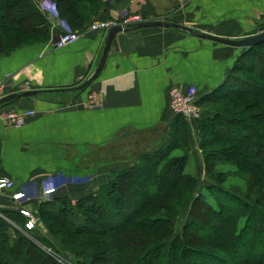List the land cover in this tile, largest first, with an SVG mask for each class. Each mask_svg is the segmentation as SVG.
<instances>
[{"label": "crops", "instance_id": "0c3cea01", "mask_svg": "<svg viewBox=\"0 0 264 264\" xmlns=\"http://www.w3.org/2000/svg\"><path fill=\"white\" fill-rule=\"evenodd\" d=\"M102 1L104 7L90 24L140 15L146 23L176 24L195 34L230 40L264 25V0ZM32 2L50 25L49 38L0 56V76L10 75L9 95L40 92L0 106V112L33 111L22 127L0 119V179L13 183L11 189L0 190V213L26 210L37 218L45 201L64 197L73 206L94 194L116 169L102 151L136 134L156 142L167 138L176 117L170 91L194 87L197 99L210 93L227 80L244 50L177 28L135 26L114 36L99 74L78 90L94 74L108 31L72 29L79 38L53 48L56 37L71 29L57 16L54 3ZM92 94L101 96L98 109L89 105ZM186 121L191 127L189 162L201 174L199 130L196 122ZM47 189L54 192L43 194ZM19 191L24 197L13 201Z\"/></svg>", "mask_w": 264, "mask_h": 264}, {"label": "trees", "instance_id": "16d2710c", "mask_svg": "<svg viewBox=\"0 0 264 264\" xmlns=\"http://www.w3.org/2000/svg\"><path fill=\"white\" fill-rule=\"evenodd\" d=\"M49 1L54 3L57 16L71 31L87 28L89 20L104 7L102 0ZM9 13L14 15V19L6 18ZM25 18H34L35 24L27 27L26 31L20 25L13 26V21L19 24ZM49 26L32 0H0V56L25 46L20 45L22 39L37 40L35 42L48 39ZM7 34L10 36L7 37ZM255 58L261 60L260 74L253 71ZM238 60L250 63L246 71L255 78L256 84L234 75L236 70L233 66L227 80L199 97L198 106L201 109L209 106L212 115L207 116L205 111H201L205 115L201 114L196 121L203 168L208 175L215 177L214 169L219 163L235 162L243 172L254 170L256 177H252L254 182L250 178L249 183H256V189L250 190L245 199L226 191L220 184L222 181H216L220 184L218 190L235 205L234 209L228 211L225 206L223 215L217 216L201 195L194 194L196 175L185 171L191 159L187 123L186 119L176 115L169 127L171 143L138 156L128 166L111 171L109 181L98 187L94 194L81 198L73 206L64 197L41 203L37 218L49 238L33 235L36 227L30 232L26 231L24 225L27 218L20 211L1 212L0 264H64L50 256L45 248L59 255L60 251L72 254L78 260L76 264H184V256L215 261L214 255L203 254L190 246H220L221 236L227 235L228 228L245 216L248 218L247 225L251 223L256 226L252 234L254 243L250 239L251 243L246 247L244 254L248 255L247 259L237 260L233 264H264L263 260L255 262L264 248L255 243L264 238L262 163L257 165L255 162L238 161L242 157L239 154L241 144L245 142L250 146L253 139L259 138L260 131L264 133V42L244 48ZM228 81L232 84L229 85ZM238 101H243L241 110L234 106L227 109L217 106ZM256 106L263 108V113L259 114L262 118L257 121V117L247 112ZM218 143L236 148L233 158H219L216 155L212 158L209 149ZM220 147V152L228 149ZM174 150L181 153L174 156ZM256 151L253 149L252 153L255 155ZM213 159L216 161L213 162ZM203 203L205 207H202ZM188 208V219L181 227L183 230L178 231L174 220ZM200 211L209 216V224H198ZM210 225L215 228L211 230ZM189 233L194 234L195 238H191ZM104 255L110 256L102 257Z\"/></svg>", "mask_w": 264, "mask_h": 264}, {"label": "rangeland", "instance_id": "374dc122", "mask_svg": "<svg viewBox=\"0 0 264 264\" xmlns=\"http://www.w3.org/2000/svg\"><path fill=\"white\" fill-rule=\"evenodd\" d=\"M6 18H9V20L14 19V15L9 13L7 14ZM12 24L13 26L20 25V28H25V31H26L27 27L31 28L30 26L35 24V20L34 18H25L22 22H19V24H17L15 21H13ZM9 36L10 35L7 34V37ZM35 41L37 40L25 38L20 41L21 43L20 45H25V43L27 44L34 43ZM5 47L8 48V45H6ZM237 61L233 64V66H235L234 69L236 70V74L234 75H237L238 77L243 78V79H247L248 82L253 85L256 84L254 83L255 78L249 75L246 71L248 69L247 67L250 66V63H248L247 61H240V62H237ZM254 64H255L253 65L254 73L260 74L261 68L259 64H261V60H258L257 58H255ZM228 84L229 85L232 84L231 81H228ZM242 105H243V101L242 102L238 101V102H226V103H223L217 106L220 108H226V109L228 107L234 106L236 109L241 110ZM208 107L209 106H206V105L204 106V108L202 107V112L205 111L204 113L207 116L208 115L210 116L212 114L210 113ZM262 109L263 108L261 106L260 107L256 106L255 108L247 110V112L254 118L257 117L256 118V121H257L262 118V115H259L260 113H263ZM187 128H188L187 142L189 143V151H190L191 127L190 125H188V123H187ZM169 136L170 135L168 132L167 138H164L156 142L154 141V139H152L151 141L147 140L148 136L145 137V134H142V136H139L136 134L135 138L130 136L128 137V139L126 138V139H120V140L114 141L112 145L108 146L101 153H104L103 155L105 159H107L114 167L116 166V169H117V168H121L124 166H128L130 163L135 162L137 157L140 155L152 153L156 151L158 148H160L162 145H164L165 143H171L172 138H170ZM258 137L259 138L253 139V143L250 146H247L245 142L241 144L239 154H241L242 157H240L238 161L243 160L247 162H255L257 163V165L260 162L262 163L261 168L263 169V173H264V133L260 131V133L258 134ZM162 141H163V144L159 143ZM176 141L178 142L179 140L176 139ZM198 142H199V138H198ZM199 145H200V142H199ZM229 145L226 146L225 144L218 143L216 146H213L212 148L209 149V152L212 153L211 157L215 158V155H216V157H219V158H222L224 156H227V158H233L236 148L234 147L230 148L231 146ZM220 146L224 148L227 147L228 149L226 150V152H220V148H221ZM253 149L254 151L257 150L255 155L252 153ZM180 153H181L180 150H174L172 155L178 156ZM200 156L203 158V156L201 155V151H200ZM191 157L192 156H190V158ZM90 159H91L90 162L95 161L93 158H90ZM212 161L215 162L216 160L213 159ZM187 167L185 171L191 174H195L197 178V184H196L197 187H196L194 194L201 195L205 199L206 205H210L213 207V210L216 211L217 216L223 215L222 211L225 206H227L226 208L228 209V211H230L231 209H234L235 207V205L232 204L227 198L223 197V194L218 190V188H220V184L226 188V191L227 190L230 191L231 194L235 196H242V198L244 199H245V195L250 190L256 189V183L254 184L249 183L250 178L254 182V178L252 177H256V175L253 172L254 170H250V171L247 170L246 172L245 171L243 172L242 169L239 168V166L235 165V162L233 163L229 162L227 164L219 163V165L216 166V169H214L216 170L214 178L211 175H208V173L206 172V170H204V168L201 169V174H199L198 170L194 167L192 161L187 163ZM216 181L217 182L222 181V182L218 184L216 183ZM202 207H205L204 203ZM188 211H189V208L185 209L181 213V215L178 216L174 220L175 228H177L178 231L183 230L181 227L185 223V220L188 219V216H189ZM198 215H200L199 218H201L200 220H198V224L200 225H204V223H206L209 220L208 218L209 216L204 212L201 213L200 211ZM36 219H37V226H36L37 229L36 231L34 230L32 234L41 235L40 237H44V236L48 237V232H46V229H44L42 223L39 222V219L38 218ZM247 219H248L247 216H245L243 218H240L238 223L236 221L234 224H232L230 228H228L227 235L224 234L221 236L222 243L220 246L217 245L216 247H212V248L210 247L206 248V245H204V248H200L198 246H190V247L195 248L197 251L199 250V252H202V253L204 252L203 254L208 253V254L214 255L216 259L215 261H209L207 259H204V258L202 259L200 257L195 259L192 256H187V257L184 256V260H185L184 264H187V261H188V264H195L194 263L195 260L198 261L197 264H233L237 260H242L244 258L247 259L248 255H245L244 253H245L246 247L251 243L250 239L252 240V234L254 233V230L256 227L255 225L254 226L251 225V223L247 225L248 224ZM207 224H209V222H207ZM210 227H211L210 228L211 230L215 228L211 225ZM189 236L193 239L195 238V235L192 233H189ZM255 243L257 246H260V245L264 246V238L263 240H259ZM45 249L47 252H49L50 256H52L59 263L63 262L64 264H76V262L78 261L70 253L66 254L60 251L59 253H61L62 255L61 256L57 254L56 252H54L53 250L50 251V249H47V248ZM105 256L106 255L102 257H105ZM108 256L110 255H107L106 257ZM186 258H187V261H186ZM101 259L103 261V258ZM259 260L260 262L261 260L264 261V248L261 252V257L257 258L255 262H258Z\"/></svg>", "mask_w": 264, "mask_h": 264}, {"label": "built area", "instance_id": "2783aa9c", "mask_svg": "<svg viewBox=\"0 0 264 264\" xmlns=\"http://www.w3.org/2000/svg\"><path fill=\"white\" fill-rule=\"evenodd\" d=\"M143 22V19L141 16H130L127 18H124L123 20H116L113 18L102 20V21H96L95 23H92L89 26V31L96 33L97 31H104L107 32L112 27H122V28H132L139 23ZM79 38V35L77 32L73 31H67L60 33L56 39L53 41L52 45L53 48H60L68 43H73ZM10 75H7L5 77L0 76V99L3 97L9 95V91L7 90V81L9 80ZM169 99H170V108L171 111L176 114L180 115L184 120L196 122L201 117V109L200 106H198L197 102V91L194 87H188L186 90L181 91L179 89H172L169 93ZM89 105L92 109H98L101 106V96L98 94H92L88 98ZM0 119L3 121L4 124L7 126L13 127H22L24 126L28 119L33 115L32 110H27V112H16L14 110L12 111H3L0 112ZM13 187V183L8 178H1L0 179V190H7L11 189ZM54 192V189H47L43 192V194H51ZM24 197V194L19 191L15 192V194L12 195L11 199L13 201L20 200ZM21 215H23L25 218H27V221L24 225L25 230L30 232L33 230L37 225V219L34 218L29 212L26 210H20Z\"/></svg>", "mask_w": 264, "mask_h": 264}, {"label": "water", "instance_id": "95a60500", "mask_svg": "<svg viewBox=\"0 0 264 264\" xmlns=\"http://www.w3.org/2000/svg\"><path fill=\"white\" fill-rule=\"evenodd\" d=\"M153 26H157V27H164V28H168V27H172V28H177L180 30H185L189 33H192L194 36H198L201 37L203 39H206L208 41H215L218 42L220 44L223 45H229L232 47H236V48H250L253 47L256 44L262 43L264 42V25H259L257 27L254 28V30L244 33L242 35V37L238 40H230V39H221V38H217L215 36H210V35H204V34H195L192 32L191 29L184 27V26H179L176 24H166V23H162L160 21H153V22H143V23H139V25H137L135 28H150ZM127 28H122V27H112L110 28V30L108 31L107 37L105 39V47L103 49V53L101 56V59L96 67V70L94 71V74L87 79L80 87H78V90H83V87L87 86L88 84H90L99 74V71L101 70V68L103 67L105 60H106V55L107 52L109 50L110 47V43L111 40L114 38L115 35L119 34V33H125V31H127ZM40 92L39 91H26L25 93H21V94H16V93H12L11 95H7L5 97H3L2 99H0V105H6L12 101H16V100H20V99H26L27 97H32V96H36L38 95Z\"/></svg>", "mask_w": 264, "mask_h": 264}]
</instances>
